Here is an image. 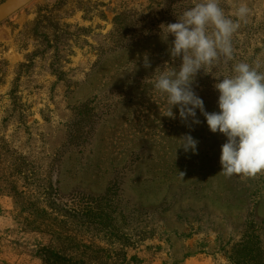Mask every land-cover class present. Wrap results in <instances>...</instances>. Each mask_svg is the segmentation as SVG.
Here are the masks:
<instances>
[{"label":"rangeland","instance_id":"374dc122","mask_svg":"<svg viewBox=\"0 0 264 264\" xmlns=\"http://www.w3.org/2000/svg\"><path fill=\"white\" fill-rule=\"evenodd\" d=\"M241 2L233 59L192 83L208 112L233 63L264 71V0H219ZM193 3L32 0L0 22V264H264V171L220 173L227 137L153 88L181 62L160 25Z\"/></svg>","mask_w":264,"mask_h":264},{"label":"clouds","instance_id":"9594fccd","mask_svg":"<svg viewBox=\"0 0 264 264\" xmlns=\"http://www.w3.org/2000/svg\"><path fill=\"white\" fill-rule=\"evenodd\" d=\"M248 14L249 8L243 2L235 9L234 20L225 14L219 0H194L176 22L160 25L165 39L174 37L169 52L173 59L180 58L179 66L158 67L151 78L154 90L166 97V116L174 117L173 106H178L182 120L191 117L198 124L199 109L210 131L227 137L220 156V173L226 176L264 171V71L259 70V62L233 63L231 74L221 76L214 85L219 92L217 112L205 110L192 83L199 70H205L221 56L225 61L233 59L231 37ZM148 63L145 56V65ZM179 140L186 151L197 150L198 141L190 134Z\"/></svg>","mask_w":264,"mask_h":264},{"label":"water","instance_id":"95a60500","mask_svg":"<svg viewBox=\"0 0 264 264\" xmlns=\"http://www.w3.org/2000/svg\"><path fill=\"white\" fill-rule=\"evenodd\" d=\"M31 1L32 0H4L0 3V22L4 21Z\"/></svg>","mask_w":264,"mask_h":264}]
</instances>
